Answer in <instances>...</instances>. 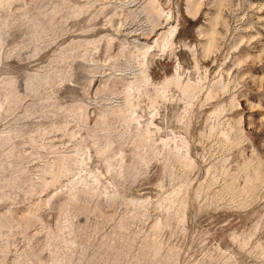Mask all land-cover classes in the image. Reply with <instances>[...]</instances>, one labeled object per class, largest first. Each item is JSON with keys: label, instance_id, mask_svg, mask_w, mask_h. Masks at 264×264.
Returning a JSON list of instances; mask_svg holds the SVG:
<instances>
[{"label": "rangeland", "instance_id": "rangeland-1", "mask_svg": "<svg viewBox=\"0 0 264 264\" xmlns=\"http://www.w3.org/2000/svg\"><path fill=\"white\" fill-rule=\"evenodd\" d=\"M0 264H264V0H0Z\"/></svg>", "mask_w": 264, "mask_h": 264}]
</instances>
